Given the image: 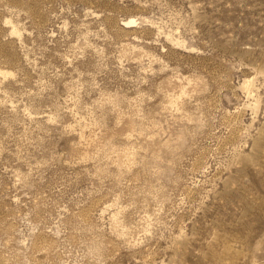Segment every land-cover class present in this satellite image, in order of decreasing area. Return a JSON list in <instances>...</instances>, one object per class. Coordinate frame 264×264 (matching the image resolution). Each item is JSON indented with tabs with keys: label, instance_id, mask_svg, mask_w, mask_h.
I'll return each mask as SVG.
<instances>
[{
	"label": "rangeland",
	"instance_id": "obj_1",
	"mask_svg": "<svg viewBox=\"0 0 264 264\" xmlns=\"http://www.w3.org/2000/svg\"><path fill=\"white\" fill-rule=\"evenodd\" d=\"M0 264H264V0H0Z\"/></svg>",
	"mask_w": 264,
	"mask_h": 264
}]
</instances>
